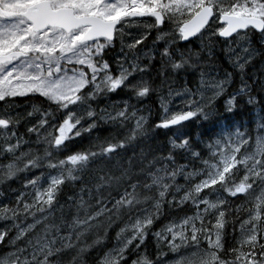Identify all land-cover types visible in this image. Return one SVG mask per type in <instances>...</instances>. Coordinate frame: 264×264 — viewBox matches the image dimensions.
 Listing matches in <instances>:
<instances>
[{
    "label": "snow or ice",
    "instance_id": "1",
    "mask_svg": "<svg viewBox=\"0 0 264 264\" xmlns=\"http://www.w3.org/2000/svg\"><path fill=\"white\" fill-rule=\"evenodd\" d=\"M133 25L142 27L136 35L128 31ZM153 29V48L145 52ZM205 34L199 50L188 47ZM220 39L231 72L216 56ZM258 57L264 61V0H0V102L9 105L0 109V184L23 176L24 189L0 202V221L11 222L0 230V245L9 249L0 264H65L67 253H74L68 264H86L94 249L95 264H129L133 252L131 264H162L168 253L167 264H264V108L254 134L234 121L195 139L185 131L217 115L214 102L237 74L225 112L264 104L253 94L264 93V80L245 79ZM117 91L128 93L122 105L92 106ZM153 93L162 113L154 129L173 135L166 145L143 148L148 117L130 101ZM34 96L47 107L12 110L16 98ZM100 123L115 125L121 138L70 147ZM230 198L245 204L233 209ZM188 204L191 214L152 231L165 207ZM242 210L237 237L228 217ZM230 222L234 242L226 245ZM149 233L157 240L155 259L140 252Z\"/></svg>",
    "mask_w": 264,
    "mask_h": 264
},
{
    "label": "trees",
    "instance_id": "2",
    "mask_svg": "<svg viewBox=\"0 0 264 264\" xmlns=\"http://www.w3.org/2000/svg\"><path fill=\"white\" fill-rule=\"evenodd\" d=\"M151 39V37H150ZM148 40L145 41L144 48L146 47V44ZM152 41V40H151ZM162 46H159L160 48ZM182 47V46H181ZM193 50H198L199 48L194 46L192 48ZM222 48L215 49L216 56L219 58L220 64L224 70H227L229 72L233 71L231 66L227 63V61L223 57V53H221ZM222 56V57H221ZM223 58V59H222ZM226 61V64L224 63ZM224 64V65H223ZM228 64V66H227ZM156 67H159V64H156ZM152 76L155 77V72H152ZM221 76H223V72H221ZM189 79H195L194 77H187ZM245 79H248L249 83H252L255 79L264 80V61H261V59L258 57L256 61L250 65L246 69V75ZM233 84V85H232ZM225 92L224 96L220 97L215 103L214 107L217 110V115L214 116L209 122H203V121H194L188 125V127L185 129V131L193 133V138L195 139L196 133L199 132H205L209 133L212 130H218L222 124L229 123V122H235L236 124H244L246 127H248L251 131L253 129V126H256V119H257V113L260 112L261 108H264V104H257L255 108L252 106L246 105L241 103L240 106H238L236 112L234 114H229L224 111V98L227 96V94L231 91H234L239 87L240 85V76L239 74L235 75L233 78L232 83ZM238 85V86H237ZM235 86V87H234ZM154 87H157L161 93H167V85L161 86L160 79H156ZM230 90V91H229ZM164 93V94H165ZM254 95H257L259 98L264 99V93H260L259 90ZM128 98V93L125 91H117L116 93H111L106 96H100L97 98L96 101L92 102V106L94 108H104L109 103L112 102H119L124 101ZM158 95L156 93L151 94L149 97L145 98L142 102H137L134 99L130 101V103L134 104L137 108L141 110L140 114L145 115L148 117V124L146 125V128L148 129V135L143 138V143L140 145V147L143 148H156L158 146H163L167 144V141L169 137L173 135L171 131L168 130H161V129H154V125L156 122L159 121L161 113L160 104ZM222 102V103H221ZM218 103V104H217ZM15 106H28L31 108L32 104H36L37 106L41 107H47L46 102L42 97L34 96L30 98H16L14 101ZM222 105V106H220ZM159 107V108H158ZM219 108V109H218ZM221 108V110H220ZM258 110V111H257ZM254 111V112H253ZM227 117V120H224L223 117ZM240 118V119H239ZM220 123V124H219ZM20 131L23 133L24 128L21 127ZM120 129H118L115 125L111 123H100L97 129H94L91 133H84L82 138H77L74 142L71 143L70 147H72L74 150H86L90 147H93L95 144L102 142L105 139H111L113 137L119 139L120 136ZM99 138V139H97ZM34 139V138H33ZM204 139H207V136L204 137ZM139 151V149H137ZM129 154H131L129 152ZM159 154V153H157ZM119 160V157H114L112 159V163H116V161ZM183 162V161H181ZM103 163H108V161H104ZM97 166H101L100 162H98ZM182 177L178 178V182L181 183L183 181ZM22 181L23 176L21 178L15 179L13 181H9L7 184H0V202H9L14 201L15 196L18 194V192L23 191L22 188ZM15 191H12V190ZM78 191V187L75 189ZM71 189H65V192H69ZM65 196L60 197L61 204L64 203ZM230 204L233 209L237 208L238 206L244 205L245 203H238L236 200H230ZM188 209V205L184 206L182 210H169L167 207H165L164 212L165 215L161 218V220L157 221L156 224L153 226V230H157L160 228L164 223L168 221V219H171L173 217L183 216V213H190V209ZM65 212H67V209H65ZM55 216L58 218L60 216V211L57 209L55 212ZM246 212L240 211L239 216H229V221H235V226L237 225V231L235 235L238 237V228H239V220L245 218ZM57 223L59 220L57 219ZM11 223V222H9ZM40 227L38 226L37 231H39ZM118 231V228H114L109 233V239L107 241V246L111 247V245L114 243V237L115 232ZM92 236H89L88 242L90 243L92 240ZM154 240V241H153ZM225 241L226 245H231L234 242V234H233V224L230 222L226 227L225 232ZM157 240L154 236L149 233L148 238L145 240L144 245L141 247L140 252L143 253L147 251V253L152 257L156 258L157 256ZM9 249L5 245H0V255L5 254ZM160 250L163 252L165 250V246L163 244L160 245ZM74 253H67L63 257L65 264H68V262L71 260L72 255ZM132 256H129V264H131V260L136 257L135 252L131 253ZM130 254V255H131ZM86 264H95L96 260V250L94 249L86 258Z\"/></svg>",
    "mask_w": 264,
    "mask_h": 264
},
{
    "label": "rangeland",
    "instance_id": "3",
    "mask_svg": "<svg viewBox=\"0 0 264 264\" xmlns=\"http://www.w3.org/2000/svg\"><path fill=\"white\" fill-rule=\"evenodd\" d=\"M149 21L148 20H146L145 21V23H148ZM166 28H167V26H166ZM138 30H142V27L140 28V29H138L137 28V26H135V25H133V26H131L129 29H128V31L129 32H131L133 35H136L137 34V32H138ZM156 35H157V33H156V30H152V32H151V34L148 36V43L146 44V47L145 48H143V51H145V52H147V51H149L151 48H153V41L155 40V37H156ZM150 37H151V39H150ZM126 39H127V37H126ZM214 40H216L217 38H213ZM256 38H254V40H255ZM152 40V41H151ZM204 42V43H207L208 42V40H207V34H205V36H203V37H200V38H197V37H194V38H192V42H191V44L190 45H188V47H191V48H194V46H196V47H198V48H200V46H201V42ZM159 46H163V42L161 41V42H157L156 43V45H155V47H159ZM182 47H184V45L182 44L181 45ZM257 46H259V44H258V42H257ZM223 47H226V45H224L223 44V40L222 39H220V42L219 43H217L216 44V47H215V49H218V48H223ZM116 52H118L119 51V45H117V48H116V50H115ZM115 53L114 52H109L108 53V55L105 57L106 59H110L111 60V58H112V56L114 55ZM230 86H228L227 87V89L229 88ZM238 88V87H237ZM227 91V90H226ZM233 91H231V92H229V94L230 93H232ZM167 93H165L164 95H166ZM229 94H227V96H225V98L226 97H228V95ZM224 98V99H225ZM219 99V98H218ZM217 99V100H218ZM216 100V101H217ZM215 101V102H216ZM225 101V100H224ZM122 102L123 101H119V102H112V103H109L106 107H104V108H108V110L109 111H111L112 110V107L113 106H120V105H122ZM214 102V103H215ZM174 103H176V104H178L179 103V100L177 99V100H175L174 101ZM223 105H224V102H223ZM5 107H9V105H6V104H4L3 102H0V109H2V108H5ZM13 111H20V112H25V111H31V108L30 107H28V106H15V108L14 109H12ZM256 126H253V129H252V132L253 131H255V128ZM253 134H254V132H253ZM181 178V177H180ZM182 182H184V180L182 181ZM180 183V184H184V183ZM240 200V201H242V202H245V200L244 199H242V198H230V200ZM191 205L190 204H188V207H189V209H190V214L192 213V211H193V208H192V206L190 207ZM187 214H189V213H187ZM28 222H31V220H29ZM6 226H10V223L9 222H4V221H0V230H3V228L4 227H6ZM160 228H158L157 230H153V232L154 231H158ZM15 233H14V231L11 233V235H14ZM239 236V235H238ZM164 253H168V250H167V248L165 247V250L163 251ZM172 258V254L171 253H168L167 255H162L161 256V261H162V264H167V262L170 260Z\"/></svg>",
    "mask_w": 264,
    "mask_h": 264
},
{
    "label": "bare ground",
    "instance_id": "4",
    "mask_svg": "<svg viewBox=\"0 0 264 264\" xmlns=\"http://www.w3.org/2000/svg\"><path fill=\"white\" fill-rule=\"evenodd\" d=\"M200 49V48H199ZM198 49V50H199ZM217 50V49H216ZM222 53V52H221ZM222 57V56H221ZM223 59V58H222ZM225 64H226V61L224 62ZM224 65V64H223ZM227 66H228V64H227ZM233 85V84H232ZM230 86V85H229ZM238 86V85H237ZM235 87V86H234ZM229 89V88H228ZM230 91V90H229ZM165 93V92H164ZM163 93V94H164ZM229 94V93H228ZM158 99V98H157ZM222 103V102H221ZM218 104V103H217ZM220 106H222V105H220ZM159 108V107H158ZM219 109V108H218ZM220 110H221V108H220ZM225 111V110H224ZM258 111V110H257ZM254 112V111H253ZM240 119V118H239ZM220 124V123H219ZM255 129V128H254ZM254 132V131H253ZM183 179V178H182ZM181 179V180H182ZM182 183H184V182H182ZM245 203V202H244ZM187 206V205H186ZM191 207V206H190ZM187 210H189V207H188V209ZM186 213V212H185ZM185 213H183V214H185ZM190 214V213H189ZM239 224V223H238ZM236 227H237V225H236ZM238 235H239V233H238ZM154 241V240H153ZM130 256H132V254L130 255ZM133 257V256H132ZM135 257V256H134ZM134 259V258H133ZM154 259V258H153Z\"/></svg>",
    "mask_w": 264,
    "mask_h": 264
},
{
    "label": "flooded vegetation",
    "instance_id": "5",
    "mask_svg": "<svg viewBox=\"0 0 264 264\" xmlns=\"http://www.w3.org/2000/svg\"><path fill=\"white\" fill-rule=\"evenodd\" d=\"M236 201H237V200H236ZM237 202H238V203H242V201H240V200H238Z\"/></svg>",
    "mask_w": 264,
    "mask_h": 264
},
{
    "label": "water",
    "instance_id": "6",
    "mask_svg": "<svg viewBox=\"0 0 264 264\" xmlns=\"http://www.w3.org/2000/svg\"><path fill=\"white\" fill-rule=\"evenodd\" d=\"M194 38V37H193Z\"/></svg>",
    "mask_w": 264,
    "mask_h": 264
}]
</instances>
